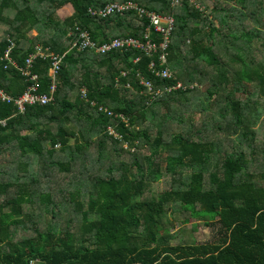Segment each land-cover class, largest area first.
I'll use <instances>...</instances> for the list:
<instances>
[{"label": "trees", "instance_id": "obj_1", "mask_svg": "<svg viewBox=\"0 0 264 264\" xmlns=\"http://www.w3.org/2000/svg\"><path fill=\"white\" fill-rule=\"evenodd\" d=\"M110 1L0 0L6 93L27 88L17 67L35 45L63 54L53 79L49 59L31 63L38 93L54 84L48 103L19 112L0 99V264H264V0H199L202 11L131 0L173 17L164 63L159 50H78L76 27L98 44L144 40L135 12H88ZM66 4L72 13L57 17ZM10 41L17 67L1 59ZM176 214L219 236L171 244Z\"/></svg>", "mask_w": 264, "mask_h": 264}, {"label": "built area", "instance_id": "obj_2", "mask_svg": "<svg viewBox=\"0 0 264 264\" xmlns=\"http://www.w3.org/2000/svg\"><path fill=\"white\" fill-rule=\"evenodd\" d=\"M169 2L171 7H175L180 3V0H166ZM189 4H192L196 9L199 11L203 10V7L199 0H188ZM127 11H133L139 18H146L148 20V26L144 31L143 41H140L133 37H126V38H110L108 41H105L101 44L96 43L94 40L91 39L90 34L87 30L75 28L78 32V40L75 43L77 45L78 50H86V49H94L96 52L104 53L106 51L112 49H126V48H138L142 49L145 54L150 55L153 52L159 50L158 59L161 63L165 62L167 52L166 49L169 44V37L171 31L174 27V19L171 15H160L154 11L146 10L145 8L139 6L136 2L131 0H125L121 2H107L102 7L99 8H88V12L94 16L100 17H108L113 14H121ZM151 30L154 31L156 34L159 35L160 40L155 42L151 39L150 33ZM14 43L10 41L9 46L5 50L1 59L10 63L17 67L10 56V51ZM42 58V59H49L50 61V68H49V75L53 79L56 75L57 71L60 68V64L63 58V54H58L52 52L48 47H42L41 45H35L34 51L28 55V57L24 61L23 67H17L20 71V74L25 78L26 81L29 82L27 88L17 97H13L12 95L6 93L0 87V99L7 103L13 102L19 112H23L26 105H35L40 104L44 105L48 103L52 99V94L54 91V84L50 86L49 92L50 94H40L37 92L38 90V77L36 74L30 72L31 63L34 58ZM137 59H135L136 61ZM6 67V65L4 66ZM155 65L154 62L151 61L149 64V69L154 71ZM160 76L163 78H169L171 76L170 71L167 68L162 69L160 72ZM140 83L144 86L151 89V83L149 81H145L142 77H140ZM181 83L177 82L173 87H165L166 91L171 89H178L181 88ZM183 88V87H182ZM160 92V91H157ZM84 93V90H82ZM99 109H102L99 107ZM110 114V112H108ZM1 124H4V121H0ZM108 133L117 136L111 127L107 128ZM34 260L30 259L29 264H34Z\"/></svg>", "mask_w": 264, "mask_h": 264}, {"label": "rangeland", "instance_id": "obj_3", "mask_svg": "<svg viewBox=\"0 0 264 264\" xmlns=\"http://www.w3.org/2000/svg\"><path fill=\"white\" fill-rule=\"evenodd\" d=\"M110 2H121V1H110ZM58 11V12H57ZM56 11V16L59 18H64L69 15L71 11L70 4H66L59 8ZM58 13V14H57ZM4 27L0 25V38L4 34ZM29 34L35 35V32L31 31ZM258 45V42L257 44ZM261 105V109H264V99H261L259 101V107ZM186 115H189V113H185ZM207 112L205 113L204 116H201L199 112L194 113L193 120L196 123H199V121L203 119H207ZM264 119V110L261 111V116L256 124V129L261 128V123L262 120ZM175 122H169V127H173L172 129L174 130L175 125H173ZM142 152L147 153L146 150H142ZM123 156V155H122ZM124 158L128 159V155L123 156ZM5 166V162H3ZM39 173V172H38ZM77 175V174H76ZM78 176V175H77ZM52 185H55L54 182H51ZM167 187V182L166 179L164 180L163 178L160 179L159 181L153 183L152 185V193H157L163 190L164 188ZM173 218V227L170 230L172 233V239L170 240L171 244H187V243H204V242H211L216 240V238L219 236L218 233V226L216 224H205L203 220H195V219H190L189 222L183 223L182 221V214L181 215H174L171 216Z\"/></svg>", "mask_w": 264, "mask_h": 264}, {"label": "crops", "instance_id": "obj_4", "mask_svg": "<svg viewBox=\"0 0 264 264\" xmlns=\"http://www.w3.org/2000/svg\"><path fill=\"white\" fill-rule=\"evenodd\" d=\"M70 7H71V5H70ZM58 10V9H57ZM72 11H73V8L71 7V11H70V13H69V15L72 13ZM58 12V11H57ZM58 14V13H57Z\"/></svg>", "mask_w": 264, "mask_h": 264}]
</instances>
